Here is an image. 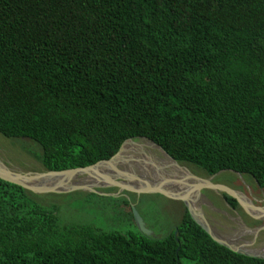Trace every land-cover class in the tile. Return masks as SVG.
<instances>
[{"label":"trees","instance_id":"16d2710c","mask_svg":"<svg viewBox=\"0 0 264 264\" xmlns=\"http://www.w3.org/2000/svg\"><path fill=\"white\" fill-rule=\"evenodd\" d=\"M0 133L39 144L46 170L146 137L208 175L234 170L264 188V0H0ZM57 208L0 178V264H264L187 209L154 239L65 225Z\"/></svg>","mask_w":264,"mask_h":264},{"label":"rangeland","instance_id":"374dc122","mask_svg":"<svg viewBox=\"0 0 264 264\" xmlns=\"http://www.w3.org/2000/svg\"><path fill=\"white\" fill-rule=\"evenodd\" d=\"M139 142V140H135ZM42 152V147L29 138H7L0 133V156L3 161L12 169L23 172H42L46 168L42 162L33 154ZM160 155L154 152V156ZM198 176L203 179H210L209 175L202 169L198 168ZM107 172V171H103ZM226 174V178H235L238 181L245 182L249 190H254L259 194L260 204L264 206V195L260 194L259 184L249 175ZM240 177L242 179H240ZM125 178V177H124ZM127 178V177H126ZM131 179V177H130ZM121 182L128 181L119 179ZM225 181V180H224ZM129 182V181H128ZM125 184L124 188L129 189H151L153 187H143ZM163 185V184H162ZM97 190L114 194V196H104L88 191H75L68 194H42L31 195L43 203L44 205H57V215L60 221L65 225H78L85 223H93L104 229H118L122 231H137L138 228L132 223L125 220L128 207L136 206L137 210L145 219L148 227H150L157 235L164 237L173 227L178 225L185 214L186 208L180 201L170 200L165 197H159L153 194H138L127 189L119 190L116 185L99 187ZM128 201L129 204H126ZM52 207V206H51ZM133 211V210H132ZM178 211V212H176ZM229 224V222H228ZM235 227V224L233 225ZM242 232V231H241ZM246 231H244L245 233ZM247 243H254V248L264 250V231L259 233L258 239H254V233H246ZM182 264H194L193 262L183 259Z\"/></svg>","mask_w":264,"mask_h":264},{"label":"water","instance_id":"95a60500","mask_svg":"<svg viewBox=\"0 0 264 264\" xmlns=\"http://www.w3.org/2000/svg\"><path fill=\"white\" fill-rule=\"evenodd\" d=\"M141 139L143 141H146L150 143L152 146L157 147L160 149L163 154L173 161L175 164L178 162L174 157H172L162 146L154 142L153 140L146 138V137H137V138H131L128 139L127 141L124 142L120 150L112 156L110 159L107 160H101L93 165L86 166V167H79V168H73V169H66V170H61V171H52V170H44L42 172H23V171H17L12 168H10L1 158L0 156V178L14 183L18 184L22 187H24L27 191L30 193L36 194V195H42V194H50V193H55V194H68L71 192L75 191H88L92 193H96L99 195H104V196H114L117 197L114 194H108V193H103L97 188L99 187H106L110 185H117L120 186L122 189H127L129 191L136 192L138 194L142 193H161L163 195H166L168 197H173L177 198L180 200H183L184 203L186 204L188 211L190 212L192 218L208 233L211 235V237L218 242L219 244L228 247L229 249L251 257H256V258H261L264 259V250L260 251V253H255L251 250H247L246 248H243L244 245H235L229 240L222 238L218 236L211 224L209 223L208 219L205 217L204 213L199 210L198 206L196 205L198 202L199 197L202 195V189L204 188H212L217 191H223L227 192L229 195L239 198L241 203L249 210L253 211L254 213H262V214H257L260 218H264V206L263 207H256V206H250L246 202V198L236 191L232 190L231 188L221 185V184H214L211 179H203V178H198L199 183L190 185L187 183L186 180L182 179H175L173 177L168 178V185L171 186L170 188H162L161 189H134V188H127L123 187L119 182H111L110 184L107 185H100V184H93L90 183L88 179L84 180H77V184H70L68 183L70 179H74V175L77 174H87L88 172L92 171L93 168L100 167L104 163H109L119 156H121L125 151L126 147L135 142V140ZM146 154V153H145ZM73 176V177H72ZM174 187V188H172ZM176 188H181L179 190H174ZM187 188V190H186ZM190 190V192H189ZM192 194V195H191ZM133 210V215L135 219L136 226L143 235L154 238V239H159L161 238L159 235H157L150 227H148L145 219L141 215V213L137 210L136 206L133 205L132 207ZM263 227L257 229V231H260L263 229Z\"/></svg>","mask_w":264,"mask_h":264},{"label":"flooded vegetation","instance_id":"af4514ba","mask_svg":"<svg viewBox=\"0 0 264 264\" xmlns=\"http://www.w3.org/2000/svg\"><path fill=\"white\" fill-rule=\"evenodd\" d=\"M138 140L142 141L141 139H138ZM151 148L154 152L159 153L161 157L166 159L167 162H169V164L172 165V167H174L173 169L177 173L167 174L169 178L173 177L175 179L176 178L182 179L183 181L186 180L187 183H189L190 185L199 183L198 178H201V177L197 175L199 172L198 167L187 164L185 162H180L178 160H177L178 162L175 164L173 161L168 159L160 149L154 146H151ZM226 174L240 175L242 177L244 175H247V174H241L234 170H222L214 175H209V177L214 184L225 185L231 188L232 190L236 191L240 195L244 196L246 198L247 204L250 205L251 207L253 205L256 207H263L260 204L261 200L258 197L259 194L255 193L253 189L249 190L245 182H241L240 180L238 181L237 179L233 177L229 179L226 178L225 176ZM240 179L242 178L240 177ZM117 187L119 188V190H122L120 186H117ZM259 190L261 191L260 194L264 195V188L260 186V184H259ZM201 192H202V195L199 197L196 205L198 206L199 210H201L204 213L205 217L208 219L209 223L211 224L214 232L218 236L229 240L230 242H232L233 244L237 246L244 245V248H246L247 250H251L253 252L258 251V249L253 247L255 245L254 243L252 242L247 243L248 242V240L246 239L247 235L245 234L254 233L255 234L254 238L257 241L259 233L264 231V228L261 229L260 231H257V229L264 226V218H260L257 215V214H262V213H254L253 212L254 210L252 212L249 211L241 203L239 198H235L229 195L227 192L217 191L215 189L208 188V187L202 189ZM142 194H153L159 197H165L170 200L180 201L182 205L188 210L183 200L173 198V197H168L161 193H142ZM229 197L236 199L238 203L237 207L233 206V204L229 200ZM234 224H235V227H233ZM175 230H177V225L173 227L169 233ZM244 231H247V232L244 233ZM260 251H263V250H259V252Z\"/></svg>","mask_w":264,"mask_h":264},{"label":"bare ground","instance_id":"6f19581e","mask_svg":"<svg viewBox=\"0 0 264 264\" xmlns=\"http://www.w3.org/2000/svg\"><path fill=\"white\" fill-rule=\"evenodd\" d=\"M134 144L136 145L131 149V146ZM151 146L152 145L150 143L143 140L139 142H133L129 144L126 147V151L115 160L109 163H104L100 167L93 168V170L87 174L74 175V179H70L68 183L77 184V180L88 179L90 180V183H97L100 185H107L111 182L117 183L118 181L122 186H125V184H130L149 188L155 187V189L161 190H164L162 188L171 189V186L168 185L169 176H167V174H173L177 172L173 169L174 167H172V165L167 162L166 159L160 155L154 156V151L152 150ZM126 177L128 178L129 182L119 181L120 178L127 180ZM179 189L181 188L175 187L174 190L176 191Z\"/></svg>","mask_w":264,"mask_h":264}]
</instances>
